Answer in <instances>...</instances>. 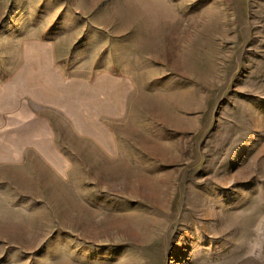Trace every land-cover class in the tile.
I'll list each match as a JSON object with an SVG mask.
<instances>
[{
    "label": "rangeland",
    "instance_id": "374dc122",
    "mask_svg": "<svg viewBox=\"0 0 264 264\" xmlns=\"http://www.w3.org/2000/svg\"><path fill=\"white\" fill-rule=\"evenodd\" d=\"M0 264H264V0H0Z\"/></svg>",
    "mask_w": 264,
    "mask_h": 264
},
{
    "label": "crops",
    "instance_id": "0c3cea01",
    "mask_svg": "<svg viewBox=\"0 0 264 264\" xmlns=\"http://www.w3.org/2000/svg\"><path fill=\"white\" fill-rule=\"evenodd\" d=\"M49 74V73H48ZM27 75V74H26ZM28 76V78H29V74L27 75ZM31 77V76H30ZM38 93V92H37ZM46 94V97H47V100H48V102H50V103H52V104H58L59 103V101H58V99H54V98H51L50 97V94H54V93H52V92H46L45 93ZM48 97H50V98H48Z\"/></svg>",
    "mask_w": 264,
    "mask_h": 264
}]
</instances>
